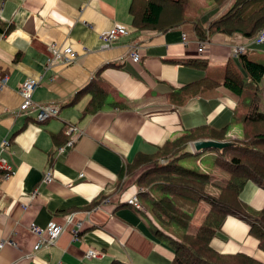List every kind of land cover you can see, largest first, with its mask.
I'll list each match as a JSON object with an SVG mask.
<instances>
[{
  "label": "crops",
  "instance_id": "obj_1",
  "mask_svg": "<svg viewBox=\"0 0 264 264\" xmlns=\"http://www.w3.org/2000/svg\"><path fill=\"white\" fill-rule=\"evenodd\" d=\"M132 1L0 0V146L8 141L0 155L11 166L6 179L0 170V242L5 241L0 264H171L174 251L156 236L158 223L126 202L142 189L126 166L167 140L206 131L199 130L203 126L227 127L229 137H240V124H231L238 96L224 79L229 60L241 68L234 46L264 64V43L255 40L259 32L251 38L208 32L233 0L219 5L182 0V7L166 2L151 26H141L147 5L141 9V0H136L140 20L134 26ZM195 23L206 30L203 53ZM115 24L128 33L103 47L101 32ZM51 43L72 47L74 61L53 59ZM135 50L138 61L130 57ZM27 79L37 80L33 102L58 105L57 116L38 122L34 107L20 109V88ZM260 86L264 110V72ZM93 97L99 108L86 112ZM71 138L75 141L68 145ZM198 140L212 139L188 142L186 157L212 176L206 191L218 195L229 175L224 169L211 173L215 152L196 150ZM205 157L209 160L203 163ZM46 171L51 181L44 182ZM240 199L260 210L264 188L248 181ZM209 208L205 201L198 204L188 232L196 231ZM68 215L73 221L57 241L33 250L30 223L65 224ZM249 229L244 219L227 215L210 245L264 264V250ZM88 248L101 255L86 258Z\"/></svg>",
  "mask_w": 264,
  "mask_h": 264
},
{
  "label": "trees",
  "instance_id": "obj_2",
  "mask_svg": "<svg viewBox=\"0 0 264 264\" xmlns=\"http://www.w3.org/2000/svg\"><path fill=\"white\" fill-rule=\"evenodd\" d=\"M223 1L211 0V3L219 5ZM166 2L177 3L180 7L183 4L182 0H141V9L147 3L141 12V26H151ZM136 10L137 3L133 0L129 11L134 26L140 20ZM262 28L264 0H233L230 7L209 24L208 32H237L251 38ZM195 31L200 40H207L202 25L195 23ZM237 58L241 68L229 60L224 84L238 96L231 124H240V137H229L227 127L216 131L203 126L199 130L206 131L186 132L167 140L154 153L138 154L125 169L128 174L136 175V182L142 188L138 199L160 226L155 229L156 236L174 251L171 264H262L243 253H220L210 245L225 217L235 215L250 225L249 232L264 250V207L253 210L240 199V192L248 181L264 188V110L260 109L264 64L252 61L247 52L239 53ZM99 105L98 97H93L85 111L93 112ZM206 138L227 143L206 149L215 152V164L229 175L218 195L206 191L212 182L209 173L197 165L189 167L179 163L181 157L191 154L185 150L188 142ZM98 201L94 200V205ZM201 201L210 205L209 211L196 231L188 232L192 214ZM111 264L128 263L114 260Z\"/></svg>",
  "mask_w": 264,
  "mask_h": 264
},
{
  "label": "built area",
  "instance_id": "obj_3",
  "mask_svg": "<svg viewBox=\"0 0 264 264\" xmlns=\"http://www.w3.org/2000/svg\"><path fill=\"white\" fill-rule=\"evenodd\" d=\"M127 33L128 31L123 25L121 24L113 25L111 28L104 31L100 36L103 47L109 46L111 41L115 37L119 36L120 34L125 35ZM255 40L257 43L264 42V29H262L259 32ZM204 43H207L206 40L201 41V43L199 42L198 52H202L204 50ZM237 49L239 50L237 51L236 49H234V52L236 54L244 52L243 51L244 47L242 46L238 47ZM48 50L53 59H56L58 61L65 62V63H68L72 60L73 53L70 47H65V48L60 49V48L55 47L54 44H51L49 45ZM130 57L133 61H138L140 58V54L138 53L137 50H135L130 54ZM36 86H37V80L35 79H27L22 83L21 88H20V93L23 97V102L20 105V109H26L30 106L34 107L36 110V120L38 122H44L51 117L57 116L59 107L56 104H41V103L33 102L32 94ZM74 141H75V138H71L68 141V145L72 144ZM7 144H8V141L6 140L2 141L1 146H0V152L4 149V146H6ZM0 170L3 172L1 178H4V179L8 178V176L10 175L11 166L6 162V160L1 155H0ZM52 178L53 177L50 174V171H46L43 177L44 182L51 181ZM0 187H1V183H0ZM126 202L135 206L138 209L143 208L136 195H132L129 198H127ZM72 221H73L72 216L68 215L66 217L65 224H60V223L51 221L45 226H40L36 223H30L29 230L36 237V240L33 244V250H37L42 247H46L48 245L55 243L57 239L60 237V235L62 234V232L64 231V229L70 223H72ZM2 245L3 243L0 242V246ZM100 255H101V252L93 248H88L87 251L85 252L86 258L97 257Z\"/></svg>",
  "mask_w": 264,
  "mask_h": 264
},
{
  "label": "rangeland",
  "instance_id": "obj_4",
  "mask_svg": "<svg viewBox=\"0 0 264 264\" xmlns=\"http://www.w3.org/2000/svg\"><path fill=\"white\" fill-rule=\"evenodd\" d=\"M112 27V26H111ZM110 27V28H111ZM106 30H108V29H106ZM105 30V31H106ZM104 31H102L101 32V34L103 33ZM260 32V31H259ZM101 34H100V36H101ZM259 34V33H258ZM120 35H123V34H120ZM258 36V35H257ZM201 41L202 40H200L199 42L201 43ZM262 43H264V42H262ZM51 44H54V43H51ZM50 44V45H51ZM55 45V44H54ZM241 45H237V46H234L233 47V51H234V49H236L237 51L239 50V49H237L238 47H240ZM55 47H57L56 45H55ZM65 47H70V46H65ZM65 47H62V48H65ZM58 48V47H57ZM62 48H60V49H62ZM71 48V51H72V53H73V57H72V60L70 61V62H72V61H74V58H75V52L73 51V49H72V47H70ZM207 48H208V44L207 43H204V50L202 51V52H200V53H203V52H205L206 50H207ZM241 52V51H240ZM209 160V158L208 157H205V158H203V160H202V162L204 163L205 161H208ZM179 163L180 164H182V165H186V166H193L194 164H195V161H194V158H190V159H187V157L185 156V157H183L181 160H179ZM209 163V162H208ZM212 167H213V172H211V173H213V175L214 174H216L215 172L216 171H219V173H226L223 169H221L220 167H218L217 165H215L214 163H212ZM27 205H25V207H26ZM4 242L5 241H2V243L4 244ZM3 246V245H2ZM1 247V246H0Z\"/></svg>",
  "mask_w": 264,
  "mask_h": 264
},
{
  "label": "water",
  "instance_id": "obj_5",
  "mask_svg": "<svg viewBox=\"0 0 264 264\" xmlns=\"http://www.w3.org/2000/svg\"><path fill=\"white\" fill-rule=\"evenodd\" d=\"M226 142H218L214 140H198L195 141V148L197 149H205L210 147H222L223 145H226Z\"/></svg>",
  "mask_w": 264,
  "mask_h": 264
}]
</instances>
